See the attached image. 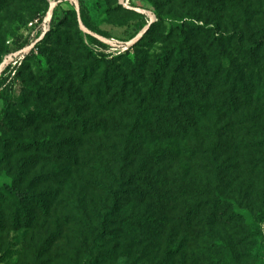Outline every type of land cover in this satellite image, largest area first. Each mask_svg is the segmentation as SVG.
Segmentation results:
<instances>
[{"label": "rangeland", "instance_id": "rangeland-1", "mask_svg": "<svg viewBox=\"0 0 264 264\" xmlns=\"http://www.w3.org/2000/svg\"><path fill=\"white\" fill-rule=\"evenodd\" d=\"M234 1L236 7L226 0H0V66L4 70L0 73V188L10 184L12 175L17 174L22 187L35 179L37 197L54 193L56 198L49 214L31 205L27 206L28 213H16L0 190V264H89L86 258L102 251L92 248L95 226L91 221L90 226H83L75 206L83 193L89 205H94L98 198L89 191H81L74 175L65 188L58 175L52 182L44 179L46 174L65 172L63 163L55 156L60 146L77 138L72 121L66 122L76 110L93 118V132L81 155L86 160L95 159L97 146L107 155V148L114 141L111 130L121 128L123 117L131 112V107L119 103L112 93H121L123 82H136L142 87L155 58L174 40L176 31L166 21L153 26L137 43L127 44L138 33L140 20L136 14L139 12L148 17V22L156 20V13L189 14L195 24L201 25L190 41L200 54L195 57L206 61L210 73L219 66L226 69L230 62L234 63V69L239 72V107L233 111L218 92L210 94L208 112L212 116L199 126L203 130L228 133L235 140L233 147L240 152L239 158L232 160L228 156L229 160H225L222 170L227 174H219L221 188L253 210L264 204L261 146L264 144V62L255 63L249 49L252 37L249 24L255 25L264 18V0ZM237 6L247 9V20L239 17ZM49 10L59 28L24 58L31 44L49 27ZM219 32L237 35L227 40ZM89 35L106 47L91 42ZM16 61L19 62L15 65ZM136 62L140 76L134 78L130 76V65ZM113 63L120 71V78L115 81L108 72V66ZM39 67L47 72L48 79L38 73ZM22 76H27L38 88V95L24 86ZM48 110L59 114L60 119L41 120L43 112ZM3 116L6 121L2 120ZM13 137L44 140L55 147L50 151L19 150ZM3 138H8L7 145L2 143ZM196 140H190L191 147ZM190 165L191 181L214 184L215 174L204 161L193 159ZM69 174L78 173L73 170ZM66 214L74 219L64 221ZM261 233L262 240L258 239L251 253L254 257L260 253L264 258V218ZM107 247L112 244L109 242ZM106 255L109 257L102 264H129L133 258L121 248ZM220 261L216 255L203 257V264H221Z\"/></svg>", "mask_w": 264, "mask_h": 264}, {"label": "trees", "instance_id": "trees-1", "mask_svg": "<svg viewBox=\"0 0 264 264\" xmlns=\"http://www.w3.org/2000/svg\"><path fill=\"white\" fill-rule=\"evenodd\" d=\"M226 1L236 7L234 0ZM236 9L239 17L248 19L247 9L238 6ZM80 10L83 13V4ZM136 15L140 20L136 27L139 33L149 19L142 12ZM50 18L48 29L24 58L33 54L37 44L45 42L51 32L59 28L60 24ZM166 21L176 31L175 38L155 58L145 83L141 87L136 82H123L121 93H112L119 103L130 106L131 112L123 117L121 128L111 130L114 141L107 148V155L101 146L95 149V159L86 160L81 155L93 132V118L76 110L66 122L72 121L77 138L60 146L55 156L63 163L65 172L46 174L44 181L52 182L58 175L65 188L70 176L74 175L81 191H89L98 198L94 205H89L83 193L75 205L78 221L85 227L90 226V221L95 226L92 227L95 238L92 248L98 252L102 250L86 258L89 264L104 263L106 253L115 254L119 248L133 257L129 264H203V257L207 255L219 256L221 264H264L260 253L256 257L251 253L262 238L264 204L253 210L221 188L219 174H227L222 170L225 160H229L228 156L232 160L239 158V150L233 147L235 140L222 130H203L199 126L212 116L208 112L210 94L218 92L233 111L237 110L240 105L239 72L230 62L226 69L219 66L210 73L206 61L195 57L200 54L190 41L192 33L200 30L201 25L195 24L187 13L181 16L156 13V20L149 22L134 44L149 34L157 23ZM249 25L252 58L255 63L264 62V18ZM218 35L229 40L237 34L219 32ZM238 36L242 38V33ZM88 39L106 47L93 36L89 35ZM3 72L1 70V75ZM108 72L113 81L120 78L115 63L108 66ZM130 72L131 77L140 76L137 62L130 65ZM38 73L48 79L41 67ZM22 83L30 92L39 94L27 76H22ZM62 93L69 98L66 91ZM59 119L60 115L50 110L41 116V120L47 122ZM2 120L6 121V116ZM193 138L197 140L191 147ZM12 140L17 149L24 151H50L55 147L53 143L34 138L13 137ZM1 141L4 145L9 143L8 138ZM261 146L264 149V144ZM193 159L211 167L215 174L214 184L191 181L188 174ZM73 170L78 174H69ZM19 178L13 174L11 183L0 188L9 198L14 212L26 214L27 206L31 205L49 214L56 200L54 193L39 198L34 190L35 179L22 187ZM71 219L74 216L66 214L64 221ZM109 242L112 247H107Z\"/></svg>", "mask_w": 264, "mask_h": 264}, {"label": "bare ground", "instance_id": "bare-ground-1", "mask_svg": "<svg viewBox=\"0 0 264 264\" xmlns=\"http://www.w3.org/2000/svg\"><path fill=\"white\" fill-rule=\"evenodd\" d=\"M48 14H47V18L49 19V17H50V10H49V12H47ZM149 23V22H148ZM83 27V26H82ZM84 28V27H83ZM48 28H46V30H47ZM144 30L145 29H142L139 33H138V35L137 36H135V37H133L132 39H130L129 41H127V44H133L141 35H142V33L144 32ZM31 48V47H30ZM2 69V65L0 66V70Z\"/></svg>", "mask_w": 264, "mask_h": 264}, {"label": "water", "instance_id": "water-1", "mask_svg": "<svg viewBox=\"0 0 264 264\" xmlns=\"http://www.w3.org/2000/svg\"><path fill=\"white\" fill-rule=\"evenodd\" d=\"M148 26H149V23H147V25H145V27H144V29H145L144 32L146 31V29L148 28ZM45 31H46V30L43 31V33L41 34V36L44 34ZM33 45H34V44H31L30 47L32 48ZM31 48H30V49H31ZM0 72H1V70H0Z\"/></svg>", "mask_w": 264, "mask_h": 264}]
</instances>
